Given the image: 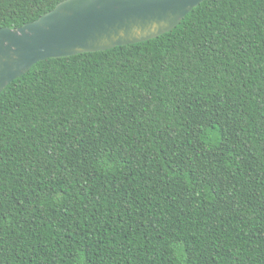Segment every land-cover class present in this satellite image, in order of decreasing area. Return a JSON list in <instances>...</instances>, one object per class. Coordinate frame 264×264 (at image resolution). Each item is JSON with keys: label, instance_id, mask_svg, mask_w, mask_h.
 Here are the masks:
<instances>
[{"label": "trees", "instance_id": "1", "mask_svg": "<svg viewBox=\"0 0 264 264\" xmlns=\"http://www.w3.org/2000/svg\"><path fill=\"white\" fill-rule=\"evenodd\" d=\"M61 1L0 0V28ZM0 264H264V0L11 82Z\"/></svg>", "mask_w": 264, "mask_h": 264}, {"label": "water", "instance_id": "2", "mask_svg": "<svg viewBox=\"0 0 264 264\" xmlns=\"http://www.w3.org/2000/svg\"><path fill=\"white\" fill-rule=\"evenodd\" d=\"M205 0H63L19 28H0V94L36 63L147 41Z\"/></svg>", "mask_w": 264, "mask_h": 264}]
</instances>
